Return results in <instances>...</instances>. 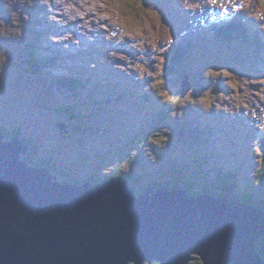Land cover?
<instances>
[{"label":"rangeland","instance_id":"374dc122","mask_svg":"<svg viewBox=\"0 0 264 264\" xmlns=\"http://www.w3.org/2000/svg\"><path fill=\"white\" fill-rule=\"evenodd\" d=\"M174 1L179 0H169ZM161 2L0 0V129L19 132L15 138L20 141L33 139L38 144L35 156L53 161L46 164L52 163L57 171L49 172L67 180H80L94 172L103 178L115 172L120 178L127 177L125 172L142 176L150 172L149 178L139 181L129 177L141 193L148 188L154 193L160 186L171 191L176 186L190 191L191 196L206 192L216 197L249 194L264 205V175L260 174L264 154V66H260L264 49L239 41L245 38L239 32L244 24L233 36L223 29L227 24L223 19L232 13L231 8L249 6V15L243 20L254 35L253 17L259 25L264 23V0H192L189 9L193 12L185 21H180L183 15L175 18L174 13L163 12ZM215 20L223 23L213 24ZM229 34L232 37H226ZM117 45L124 47L112 51ZM128 50L136 51L133 59ZM176 53L184 57L175 65L172 59ZM115 59L125 61L124 65L116 64L125 71L146 74L148 87L134 89L128 80H119L112 71ZM36 63L43 65L42 70H33ZM166 68L169 75L163 78ZM81 75L86 77L87 88L94 86L92 92L77 88ZM60 76L75 77L77 86L56 90ZM111 80L122 84H112ZM145 89L149 111L141 104ZM185 89L192 91L180 100L178 94ZM123 90L132 92L124 100ZM84 103L87 109H83ZM65 108L71 113H64ZM163 112L168 119L160 126ZM221 114L238 119L239 124L229 120L216 125L213 118ZM237 129L247 132L249 140L237 134ZM153 131L163 133L162 138L151 140ZM122 134L124 141L133 142L131 152L114 151L116 143L122 146L118 142ZM5 135L3 140L10 141ZM94 143L102 147L101 153L91 154ZM25 155L21 153L19 160ZM98 157L105 159L101 166ZM87 159H93L91 166L90 162L85 165ZM185 163L189 167L184 168ZM229 171L237 180L233 190L218 187L219 175ZM263 241L264 237L257 249ZM190 263L199 264V259Z\"/></svg>","mask_w":264,"mask_h":264},{"label":"water","instance_id":"95a60500","mask_svg":"<svg viewBox=\"0 0 264 264\" xmlns=\"http://www.w3.org/2000/svg\"><path fill=\"white\" fill-rule=\"evenodd\" d=\"M3 137L0 264H189L193 256L203 264H264L256 250L264 214L255 206L191 197L176 186L137 197L119 178L51 184L46 170L19 160L26 145Z\"/></svg>","mask_w":264,"mask_h":264},{"label":"trees","instance_id":"16d2710c","mask_svg":"<svg viewBox=\"0 0 264 264\" xmlns=\"http://www.w3.org/2000/svg\"><path fill=\"white\" fill-rule=\"evenodd\" d=\"M169 1V0H168ZM1 14V13H0ZM245 21L246 20H243L242 19V21L241 22H243L244 24H245ZM184 57V54H182V53H180V54H178L174 59H172V61L175 63V65L177 64V62L180 60V59H182ZM36 62V61H35ZM32 67L34 68H32L33 70H35V71H40V70H42V68H43V65H40V64H37L36 63V65H32ZM172 70V69H171ZM173 72H174V70H173ZM167 75H169V71H167V68H166V71L164 72V74H163V76H167ZM74 80H76V78H74V79H70V80H65V79H57L56 80V84H55V86H57L59 89H61L62 90V88H64V89H71V88H73V87H71L70 86V84H75V81ZM75 85H77V84H75ZM76 87V86H75ZM74 87V88H75ZM73 88V89H74ZM84 111V110H83ZM64 113H66V114H70L71 112L69 111V110H67L66 108L64 109V111H63ZM85 112V111H84ZM166 117V114L165 113H162L161 114V118H162V120L164 121V118ZM163 121H161L160 123V125L161 126H163L162 124H163ZM81 122H82V120H81ZM165 123H167V120H166V122ZM156 126V125H155ZM63 131H65V130H63ZM0 132L3 134V135H5L7 138H13V137H15L16 135H18L19 134V132H17V131H15L13 134H10V133H7V132H3V130H1L0 129ZM124 134H122V136H121V145H122V147H123V149H124V151H126L127 152V150H129V152H131V150L133 149V142L132 141H130V140H127L126 138H125V141H124ZM162 136H163V133H161L160 131H153L152 132V134H151V140H157V139H159V138H162ZM22 141V144L23 145H26L27 146V152H26V155H25V157L22 159V161H24L25 163H27L28 164V166H34V167H39V168H43V169H46V170H48V171H50V172H56L57 171V169H55L54 167H53V165H52V163H50V164H46V161H48V162H53V161H49V160H47L45 157H41V158H37L35 155L38 153V144L33 140V139H27V140H25V139H21ZM263 153H264V151H263ZM49 158V157H48ZM44 159V160H43ZM45 163V165H46V167L44 166V164L43 163ZM262 162H263V164H262V166H261V169H260V174L261 175H264V154H263V160H262ZM192 164V163H191ZM189 163H185V164H183L182 166L185 168H187V167H189ZM43 166V167H42ZM58 171L60 172V170L58 169ZM136 174H139V173H137V172H133V171H130V172H125L124 173V175H126L127 177H134V178H136L137 179V181H139L140 179H145V177L144 176H142V174H139V176L138 175H136ZM56 176V180H57V182L58 183H65V184H71V185H73V186H80L81 184H83V183H81V180H77V179H75V178H73L72 180H67V179H65L64 178V176H62V175H60V174H57V175H55ZM219 181H218V187H220V188H223V189H225V190H229L230 188H232L231 190H233L236 186H237V180L236 179H234L233 177H235V174L232 172V171H229V172H227V174L226 175H219ZM92 181H94V180H92ZM95 182V181H94ZM105 182V181H104ZM103 182V183H104ZM81 183V184H80ZM226 186H229L230 188L229 189H226L225 187ZM224 198H226V199H230V200H232V201H235V202H241V203H246V204H251V205H254V206H256V205H260L259 207L261 208V209H263V214H264V205H261L260 203H258L257 201H255V200H253L252 199V197H251V195H249V194H241V195H227V196H224ZM263 244H264V241H263V243L261 244V246H260V248L259 249H257L258 250V252L260 253V255L262 256V258H263V260H264V252H263V249L261 248L262 246H263ZM191 262V261H190ZM189 262V264H192V263H190ZM153 264H157V263H153ZM199 264H203L202 262H201V260H199Z\"/></svg>","mask_w":264,"mask_h":264},{"label":"clouds","instance_id":"9594fccd","mask_svg":"<svg viewBox=\"0 0 264 264\" xmlns=\"http://www.w3.org/2000/svg\"><path fill=\"white\" fill-rule=\"evenodd\" d=\"M81 139L83 140V142H84V136L83 135H81ZM97 145V144H96ZM26 152H27V150H26ZM25 152V153H26ZM93 160V159H92ZM92 160H90V162H92ZM39 168V167H38ZM40 169H43V168H40ZM44 170H46V169H44ZM46 172H48L49 173V175H51L52 177H54L55 179H54V181H55V183H57V184H65V183H58L57 182V180H56V176H54V175H52L48 170H46ZM118 175V174H117ZM117 175H111V176H106L105 178H103V176H102V174H100V173H91L90 175H85V177H83V178H81L80 180H81V183H84V184H89V185H95V186H105V185H107L110 181H111V179H113V178H119V179H122V180H124V181H126L128 184H129V186L132 188V190L134 191V193L137 195V197H140L143 193H144V191L141 193V191H139L138 189H136L135 187V182H133V181H130L129 180V177H124V178H120V177H118ZM92 176H94L97 180H94V181H92V180H88V178L89 177H92ZM98 176H101V177H98ZM133 180L134 181H136L137 179L136 178H134L133 177ZM105 181V182H104ZM104 182V183H103ZM80 183V184H81ZM71 185V184H70ZM219 198H224V197H219ZM226 199V198H225ZM227 200H229V201H232V200H230V199H227ZM239 204H242V205H251V204H246V203H239ZM251 206H254V205H251ZM264 237V236H263ZM262 237V238H263ZM262 240V239H261ZM261 240H260V242H261ZM259 242V243H260ZM259 244H257V246H258ZM262 249H263V246H262ZM256 250H257V247H256ZM258 251V250H257ZM195 259H199V258H195ZM200 260V259H199ZM264 261V260H263ZM143 264H147V262H144ZM151 264V263H150Z\"/></svg>","mask_w":264,"mask_h":264},{"label":"flooded vegetation","instance_id":"af4514ba","mask_svg":"<svg viewBox=\"0 0 264 264\" xmlns=\"http://www.w3.org/2000/svg\"><path fill=\"white\" fill-rule=\"evenodd\" d=\"M113 174L117 175V174H119V172L112 173V175ZM88 180H97V179L94 176H92V177H89Z\"/></svg>","mask_w":264,"mask_h":264},{"label":"bare ground","instance_id":"6f19581e","mask_svg":"<svg viewBox=\"0 0 264 264\" xmlns=\"http://www.w3.org/2000/svg\"><path fill=\"white\" fill-rule=\"evenodd\" d=\"M62 128H63V127H62ZM84 185H87V184H84V183H83V184H81L80 186H84ZM150 193H151V191H150Z\"/></svg>","mask_w":264,"mask_h":264}]
</instances>
